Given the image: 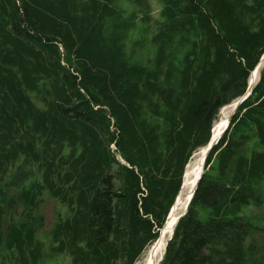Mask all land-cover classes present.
I'll return each mask as SVG.
<instances>
[{
    "label": "trees",
    "instance_id": "1",
    "mask_svg": "<svg viewBox=\"0 0 264 264\" xmlns=\"http://www.w3.org/2000/svg\"><path fill=\"white\" fill-rule=\"evenodd\" d=\"M0 0V264H135L264 54V0ZM148 50L146 57L143 52ZM264 66L159 264H264Z\"/></svg>",
    "mask_w": 264,
    "mask_h": 264
},
{
    "label": "rangeland",
    "instance_id": "2",
    "mask_svg": "<svg viewBox=\"0 0 264 264\" xmlns=\"http://www.w3.org/2000/svg\"><path fill=\"white\" fill-rule=\"evenodd\" d=\"M150 2H151V6H152L153 17L157 20L160 18L162 3L160 2V0H150ZM146 54H148V50L143 52L144 58L146 57ZM229 106L230 105L228 104L226 107H229ZM220 117H221V115L219 112L217 120ZM200 149L201 148H199L198 150H196L193 153L192 157H194V159L198 158V153L200 152ZM59 212L62 214L63 217H67L68 215H70V211H69L67 206L63 205L57 199L53 198L50 194L46 193V195H44V199L42 200L40 207H39V210H38V215L43 216V223L38 229L37 236L44 241L45 252H46V255L41 260L40 264H71L72 263V258L70 256V254H68V253L60 254V255H57V256L52 257V258L50 257V255H48L51 252L50 251L51 239H50L49 232H50ZM242 213L244 215H248L249 217H251L253 219L254 228H253V231L251 232V234L248 238V243L253 242L257 245V248H258L257 256H258L264 252V204H263V206L246 207ZM166 238L168 239V235L166 236ZM152 246H153V244H152ZM150 248H151V246H149L143 252L141 257L139 258V260L135 264H143L142 262H144V259H145L146 255L148 254Z\"/></svg>",
    "mask_w": 264,
    "mask_h": 264
},
{
    "label": "bare ground",
    "instance_id": "3",
    "mask_svg": "<svg viewBox=\"0 0 264 264\" xmlns=\"http://www.w3.org/2000/svg\"><path fill=\"white\" fill-rule=\"evenodd\" d=\"M233 108H234V103L230 104L229 107L224 106L221 109L220 111L221 117L214 122V125L212 128L213 139H218L222 135V132L229 121V117L231 115ZM207 153H208L207 146L201 147L200 152L198 153V158L194 159V157H192L190 161L188 162L186 169H185V174H184L183 189H182L181 194L177 198L174 212L171 216L170 221L168 222V229L166 230V234L163 237V239H161V241H159V243L156 244V246H158L156 261H155L153 254L151 255V251H152V245H151V248L145 257L144 262H142L143 264H155L156 262L157 264H159L161 262L159 261L158 258H160L161 254L164 251L166 240H167L166 236L167 235L169 236L178 215L185 209V206L193 192L195 184L199 176L202 173L203 165H204Z\"/></svg>",
    "mask_w": 264,
    "mask_h": 264
},
{
    "label": "water",
    "instance_id": "4",
    "mask_svg": "<svg viewBox=\"0 0 264 264\" xmlns=\"http://www.w3.org/2000/svg\"><path fill=\"white\" fill-rule=\"evenodd\" d=\"M263 66H264V54L262 55L260 61L258 62V64L256 65V67L254 68V70H253L252 73H251V77H250V80H249V85H248L247 92H246L242 97H240L239 99H237V100L234 102V108H233V110H232V112H231V115H230V117H229V121H228L226 127L224 128V130H223V132H222V135H221L220 138H218V139H213V136H212L210 142L206 145L207 148H208V153H207V156H206V159H205L204 165H203L202 173H201V175L199 176V178H198V180H197V182H196V184H195V187H194V189H193V192H192L190 198L188 199V202H187V204H186V206H185V209H184V210L178 215V217H177V219H176V221H175V224H174L173 227H172L171 233L169 234L168 239L166 240L165 247H166V245H167V241L170 240V239L172 238L173 234H174V230H175V227H176V224H177L178 220H179V219H180V218H181V217L187 212V210H188V207H189V205H190V203H191V201H192V199H193V197H194V194H195V192H196V190H197V187H198L199 181H200V179H201V177H202V175H203V173H204V170H205V168H206V161H207V157H208V155L210 154V152H211L213 146L216 145V144H218L219 140L221 139V137L223 136V134L225 133V131H226L227 128L229 127L230 121H231L232 117L234 116V114L236 113V111H237L239 105H240V104H241V103H242V102H243V101H244V100H245V99L251 94L253 87L255 86V84H256V83L258 82V80H259L260 69H261ZM257 78H258V79H257ZM182 189H183V184H182V187H181V190H180L178 196L181 194ZM178 196L176 197V200H175L173 206L171 207V210H170V212H169V214H168V216H167V218H166L164 224H163V225L161 226V228L159 229V237H158V239L156 240V242H155V243L153 244V246H152L151 255L153 254V256H154V258H155V261H156V255H157V249H158V246H156V244L159 243V241H161V239H163V237H164L165 234H166V230L168 229V222L170 221L171 216H172V214H173V212H174L175 204H176V201H177ZM164 253H165V248H164V251H163V253L161 254L160 258H158L159 261H161V260L163 259ZM155 264H157V262H156Z\"/></svg>",
    "mask_w": 264,
    "mask_h": 264
}]
</instances>
